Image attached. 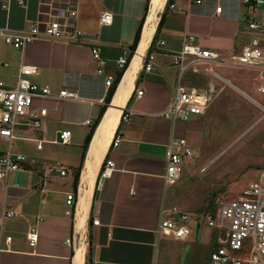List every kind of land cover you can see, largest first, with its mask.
<instances>
[{
    "label": "crops",
    "instance_id": "0c3cea01",
    "mask_svg": "<svg viewBox=\"0 0 264 264\" xmlns=\"http://www.w3.org/2000/svg\"><path fill=\"white\" fill-rule=\"evenodd\" d=\"M149 2L145 10L146 0H0V29L16 32L36 25L41 31L54 17L65 15V9L74 8L76 24L87 36L81 44L36 39L22 49L6 45L0 36V81L13 85L19 66L31 65L38 72L30 78L32 81L48 85L53 95L67 89L78 97L37 101L48 107L42 127L16 132L11 148L23 153L29 162L22 170L11 172L6 180H0V264H86L89 234L92 264H164L165 235L157 230L169 187L163 180L166 145L183 137L192 147L204 126L203 113L185 122H172L158 115L177 85L178 70L170 55L180 49L185 34L195 35L203 48L222 55L239 52L249 37L245 32L248 7L241 0H168V5L174 6L170 9L165 0L159 14L160 17L164 11L159 37L149 49L158 17L135 59L131 87L112 135L121 140L115 147L109 141L102 159L88 165L95 131L125 72L132 67L143 32L154 22H147ZM102 11L111 13L110 24H99ZM143 16L136 49L106 104L109 88L104 85V76L111 74L115 79L119 71L116 59L130 50ZM158 41L163 45L156 47ZM93 45L105 60L102 74H97L98 65L91 57ZM149 51L156 52L155 64L146 72L142 67ZM234 69L250 70L256 75L251 69ZM187 73L192 72L183 75V84ZM241 82L226 83L231 94L261 107L264 94L257 92V83L247 88ZM137 90L143 91L140 97L135 95ZM102 106L105 110L96 122ZM123 114L128 115L126 119ZM64 129L71 133L70 142L54 143ZM34 139L43 140L41 149L36 148ZM7 148L8 143L0 140V151ZM105 159H111L114 168L109 177L100 179ZM54 164L68 169L66 174L44 173ZM69 192L75 195L71 205L66 204ZM6 211L15 215L4 217ZM92 217L98 219L97 225L91 224ZM30 230L37 232L34 246L26 238ZM212 237L209 232V241ZM67 238L73 239L70 245L65 243ZM200 240L206 244L201 237Z\"/></svg>",
    "mask_w": 264,
    "mask_h": 264
},
{
    "label": "built area",
    "instance_id": "2783aa9c",
    "mask_svg": "<svg viewBox=\"0 0 264 264\" xmlns=\"http://www.w3.org/2000/svg\"><path fill=\"white\" fill-rule=\"evenodd\" d=\"M248 7L245 32L249 35L247 42L239 52L222 55L218 51L203 48L195 35L185 34L182 38L180 49L172 53L171 63L178 70L177 85L171 100L158 114L172 122H185L192 116L204 113L215 91L214 81L211 80L205 88L187 86L181 82L183 75L190 71L205 74L213 79L225 80L216 71L217 67L247 68L256 72L254 79L257 81V92L264 94V0H241ZM174 6L169 5L172 9ZM220 11V8H217ZM77 10L65 9V15L54 17L45 24L40 31L38 26L32 25L27 30L11 32L0 29L3 42L15 49L36 39L64 40L69 43L81 44L86 40L85 32L77 24ZM111 13L102 11L99 15V24L108 25L111 22ZM163 45L162 41L156 47ZM91 57L98 65L97 74H102L105 60L100 56L99 48L91 46ZM129 50L124 51L117 59L118 70H124L130 61ZM155 51H149L144 56L143 71H150L155 62ZM38 74L31 65H20L18 75L13 85L0 81V140L8 143V148L0 151V180H6L13 171L22 170L28 158L20 152L13 151L11 143L17 138L16 132L21 129H40L48 112V107L36 104L37 101L50 99H77V94L67 89L59 90L53 95L48 85H42L30 78ZM114 81L111 74L104 76V85L109 88ZM141 90L135 92L136 97L142 95ZM127 114L122 118L126 119ZM89 121H86L88 123ZM69 130H61L54 143L67 144L70 142ZM36 148L41 149L42 139H34ZM120 137L115 135L111 139V146L115 147L120 142ZM166 166L163 180L166 185H172L179 180L182 165L185 159L192 156L190 145L186 138H176L166 145ZM114 163L105 159L101 167L99 178L109 177L113 171ZM68 169L54 164L44 170L65 175ZM74 193L66 194V204L71 205ZM71 214V210H66ZM13 211L3 213L4 217H12ZM211 230L215 245L210 250L207 264H264V172L260 177L246 185L238 197L220 204L211 211L203 212L193 217L177 207L165 208L161 212L158 224V233L170 236L175 240H185L191 233V225H200V220ZM99 223L96 217L91 218V224ZM30 246L37 241L36 230L26 233ZM7 239H10L7 237ZM73 241L67 238L65 243Z\"/></svg>",
    "mask_w": 264,
    "mask_h": 264
},
{
    "label": "rangeland",
    "instance_id": "374dc122",
    "mask_svg": "<svg viewBox=\"0 0 264 264\" xmlns=\"http://www.w3.org/2000/svg\"><path fill=\"white\" fill-rule=\"evenodd\" d=\"M200 70L201 76L192 81L183 80L184 84L205 88L213 80L215 91L201 115L204 126L190 147L192 156L185 159L179 180L167 188L163 203L165 208L177 207L192 217L215 209L220 202L235 199L264 172V102L261 108L240 99L231 94L224 81ZM215 71L234 85L242 81L247 88H254L257 83L250 70L217 68ZM209 232L201 219L199 226L191 225L190 238L185 241L164 236L167 251L163 263L207 264L208 254L215 245L214 237L209 241Z\"/></svg>",
    "mask_w": 264,
    "mask_h": 264
},
{
    "label": "bare ground",
    "instance_id": "6f19581e",
    "mask_svg": "<svg viewBox=\"0 0 264 264\" xmlns=\"http://www.w3.org/2000/svg\"><path fill=\"white\" fill-rule=\"evenodd\" d=\"M165 0H150L149 2V15L147 22H153L157 17H159V13L161 12L163 6H164ZM155 24V21L148 27L146 31L143 32V35L140 39V44L137 48L136 55L134 57V60L132 62V67L129 68L123 78L121 79V82L119 83L116 92L112 98V101L107 108L106 112L104 113L92 140L91 148L88 155V162L89 165L91 162H99L107 147L109 144L110 139L112 138V135L114 133V130L117 126L118 120L120 118L121 108L124 105L125 99L129 93V89L131 87V81L134 76V67L137 65L135 63V59L138 58L139 53L141 52V49L143 45L146 43V41L150 38L152 28ZM149 25V24H148ZM147 25V26H148ZM133 71V72H131ZM225 83H229L227 80H223ZM94 169V168H93ZM86 170V169H85ZM85 174V173H84ZM86 177V175H85ZM80 213V212H79ZM83 252V249L79 250V253L81 254ZM79 259V258H78ZM82 259V258H81ZM82 261H78L79 264H81Z\"/></svg>",
    "mask_w": 264,
    "mask_h": 264
},
{
    "label": "trees",
    "instance_id": "16d2710c",
    "mask_svg": "<svg viewBox=\"0 0 264 264\" xmlns=\"http://www.w3.org/2000/svg\"><path fill=\"white\" fill-rule=\"evenodd\" d=\"M148 1L149 0H146L145 10H147ZM166 6H169L168 5V0H167V3H166ZM144 16H143V18L141 20V23L139 24V27H138V29H137V31L135 33V37H134L133 43L129 47V49H130L129 50L130 51L129 57L132 56L133 52L136 49V46H137V43H138V40H139V34H140V30H141V24L143 22ZM163 18H164V11L161 13V15L159 17V20H158V23H157V26H156V31H155V33L153 35L152 40H151V44H150L149 49H152V47H153V45H154V43H155V41L157 39V32H158V29H159L160 25L162 24ZM123 72H124L123 70H119L117 72L116 77H115V79L113 81V84L109 87V89L107 91V94H106V97H105V103L106 104H108L110 102L111 97H112V95H113V93L115 91V87H116V85H117L120 77L122 76ZM196 76H201V75L200 74L187 73L184 78H185V80L189 79L190 81H192V79L194 77H196ZM190 85H193L194 86V84H190ZM104 110H105V106H102L96 122L99 121V119L101 118ZM92 132H93V128L91 129V131L87 134V136L85 138L84 148H86V145L88 144V142H89V140L91 138ZM95 195H96V190H95ZM91 254H92V245H91V235L89 234V236H88V252H87V256H86V264H92V256H91Z\"/></svg>",
    "mask_w": 264,
    "mask_h": 264
}]
</instances>
